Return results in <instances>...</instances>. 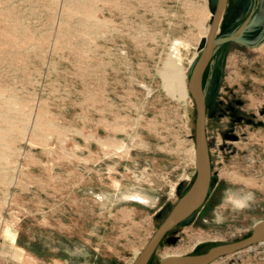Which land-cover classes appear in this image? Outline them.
I'll list each match as a JSON object with an SVG mask.
<instances>
[{
    "label": "rangeland",
    "instance_id": "obj_1",
    "mask_svg": "<svg viewBox=\"0 0 264 264\" xmlns=\"http://www.w3.org/2000/svg\"><path fill=\"white\" fill-rule=\"evenodd\" d=\"M216 5L0 0V264L133 262L195 176L183 74ZM217 34L241 35L218 96L242 100L250 122L225 137L230 116L212 124L207 114L209 196L149 264L244 237L264 219V0H229ZM212 264H264V242Z\"/></svg>",
    "mask_w": 264,
    "mask_h": 264
},
{
    "label": "water",
    "instance_id": "obj_2",
    "mask_svg": "<svg viewBox=\"0 0 264 264\" xmlns=\"http://www.w3.org/2000/svg\"><path fill=\"white\" fill-rule=\"evenodd\" d=\"M227 2L228 0H217L207 38L201 54L192 67L188 80V91L196 108L194 179L131 264H148L165 235L200 209L209 196L212 182V164L206 135L207 111L204 75L214 53L221 44L241 39L239 35L217 34ZM262 242H264V219L255 222L250 233L244 237L215 243L202 252L163 256L158 264H212L220 258Z\"/></svg>",
    "mask_w": 264,
    "mask_h": 264
},
{
    "label": "flooded vegetation",
    "instance_id": "obj_3",
    "mask_svg": "<svg viewBox=\"0 0 264 264\" xmlns=\"http://www.w3.org/2000/svg\"><path fill=\"white\" fill-rule=\"evenodd\" d=\"M228 2H227V5H228ZM226 7H225V10H226ZM225 10H224V13H225ZM239 36L241 38V35ZM238 41L240 40L228 41V42L221 44L217 48L216 52L213 55V58L215 56V61L213 62L211 90L209 91V93L206 94V111H207L206 117H207V114H210L211 120L213 121L212 124H217V119L219 117L229 115L232 120L231 125L227 128L226 132L223 131L222 134L225 137H232V138L237 137L236 131H235V125L237 123H243L245 121L249 123L250 118L248 114L244 112L242 100H239L237 98H231L228 101L227 100L224 101L223 99L219 98L218 92L220 88L219 87L220 83L222 82V77L221 76L219 77L218 75L221 71L223 72L221 65L225 59L226 54L228 53L230 49L229 47L233 43L239 44ZM217 76L219 77L218 79H216ZM199 214H201V212Z\"/></svg>",
    "mask_w": 264,
    "mask_h": 264
},
{
    "label": "bare ground",
    "instance_id": "obj_4",
    "mask_svg": "<svg viewBox=\"0 0 264 264\" xmlns=\"http://www.w3.org/2000/svg\"><path fill=\"white\" fill-rule=\"evenodd\" d=\"M208 29H209V26L207 27V30H206V34L208 32ZM193 58H191V61H192ZM183 78H184V81L187 83V86H188V80H187V72L183 74ZM189 92V91H188ZM195 151V150H194ZM126 197H131L132 199H135V200H143V201H147V196L140 193V192H133V193H128L125 195ZM244 200L243 199H239L237 198L236 199V203L237 204H241L243 203ZM179 254H182L181 251H178V250H175V251H172V252H168L166 256H169V255H179Z\"/></svg>",
    "mask_w": 264,
    "mask_h": 264
},
{
    "label": "trees",
    "instance_id": "obj_5",
    "mask_svg": "<svg viewBox=\"0 0 264 264\" xmlns=\"http://www.w3.org/2000/svg\"><path fill=\"white\" fill-rule=\"evenodd\" d=\"M204 76H205V75H204ZM169 232H170V231H169ZM169 232H168V233H169ZM168 233H167V234H168ZM167 234H166V235H167ZM166 235H165V236H166ZM163 239H164V238H163ZM163 239H162V240H163ZM151 260H152V258H151ZM151 260L149 261V263L151 262ZM149 263H148V264H149Z\"/></svg>",
    "mask_w": 264,
    "mask_h": 264
}]
</instances>
